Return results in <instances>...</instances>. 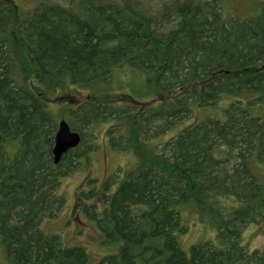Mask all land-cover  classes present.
<instances>
[{"label": "trees", "instance_id": "obj_1", "mask_svg": "<svg viewBox=\"0 0 264 264\" xmlns=\"http://www.w3.org/2000/svg\"><path fill=\"white\" fill-rule=\"evenodd\" d=\"M230 1L0 0V264H264L242 242L264 224V2ZM61 120L82 142L55 164ZM104 125L134 160L77 192L102 235L92 260L43 226ZM196 222L213 237L186 252Z\"/></svg>", "mask_w": 264, "mask_h": 264}, {"label": "rangeland", "instance_id": "obj_2", "mask_svg": "<svg viewBox=\"0 0 264 264\" xmlns=\"http://www.w3.org/2000/svg\"><path fill=\"white\" fill-rule=\"evenodd\" d=\"M26 8H30L33 2L39 0H19ZM51 2H57L62 5H69L70 0H46ZM162 1V2H161ZM166 0H154L151 5L153 10L159 9L160 5ZM264 2V0H260ZM145 7L149 4L148 0H143ZM256 0H241L230 1L225 6L226 13L229 16L233 14H239L240 16H246L254 12V7L257 8ZM255 8V9H256ZM202 117L214 116L215 111L207 110L202 113ZM225 117V116H224ZM183 124H176L166 134V138L175 137L183 128ZM110 125L99 126L94 129L97 136L96 142L89 136L86 137V141L92 140V144L95 145L94 152H91L88 159L85 160L82 169L72 173L68 178L63 180L62 192L66 198V205L63 212L54 219L47 220L43 226V229L48 234H58L61 238L67 242L70 246H85L92 260L98 259L100 255H103L104 249L101 245L102 235L97 229L96 225L90 221L85 213L81 211L79 215L75 216L74 207L77 203V192L81 190L88 178H94L97 182H103L110 174H117L120 169L127 170L134 160L128 155L123 153L112 151L109 148L108 142L103 133L108 131ZM112 174V175H113ZM195 220V219H194ZM195 222V221H194ZM213 237V233L210 229L201 223H194L190 226L188 233L183 240L182 248L184 251L189 252L192 245L208 241ZM243 245L249 250H264V224L250 225L248 226L242 235ZM114 251V249H112ZM1 252V251H0ZM3 254L0 253V260ZM94 258V259H93Z\"/></svg>", "mask_w": 264, "mask_h": 264}, {"label": "water", "instance_id": "obj_3", "mask_svg": "<svg viewBox=\"0 0 264 264\" xmlns=\"http://www.w3.org/2000/svg\"><path fill=\"white\" fill-rule=\"evenodd\" d=\"M81 141L82 137L80 133L73 131L67 121L61 120L58 123V130L53 147L54 163L58 164L62 155L78 147Z\"/></svg>", "mask_w": 264, "mask_h": 264}]
</instances>
